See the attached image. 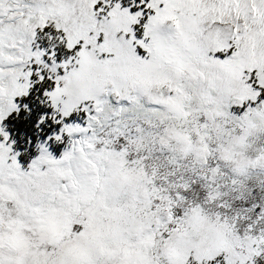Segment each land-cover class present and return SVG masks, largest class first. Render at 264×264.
Segmentation results:
<instances>
[{
  "label": "snow or ice",
  "instance_id": "snow-or-ice-1",
  "mask_svg": "<svg viewBox=\"0 0 264 264\" xmlns=\"http://www.w3.org/2000/svg\"><path fill=\"white\" fill-rule=\"evenodd\" d=\"M0 264H264V0H0Z\"/></svg>",
  "mask_w": 264,
  "mask_h": 264
}]
</instances>
